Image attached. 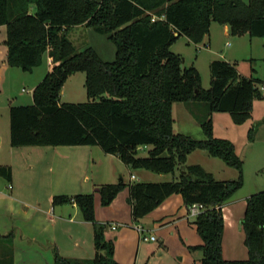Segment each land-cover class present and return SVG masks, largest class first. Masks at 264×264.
<instances>
[{
	"label": "trees",
	"instance_id": "trees-1",
	"mask_svg": "<svg viewBox=\"0 0 264 264\" xmlns=\"http://www.w3.org/2000/svg\"><path fill=\"white\" fill-rule=\"evenodd\" d=\"M214 22L227 26L230 36L264 39V0H0L8 66L31 73L46 56L52 60L32 89V104L9 106V145L97 146L133 171L171 174L172 180L162 183L100 185L102 205L127 187L130 216L139 222L178 194L186 208L202 206L193 222L202 243L191 247L202 251L199 264H264V190L246 201L242 230L248 259L223 258L221 207L243 186V161L230 140L214 137L212 122L216 112L228 113L234 124L246 122L252 101L264 98L261 86L241 76L234 65L215 59L208 65L210 87L204 90L197 68L181 66V56L170 50L182 36L190 44L201 43ZM77 26L107 35L114 59L103 61L92 47L77 50L67 34ZM75 73L85 75L87 101L59 103L62 86ZM179 102L190 108L202 139L174 132L173 104ZM197 104L196 113L192 106ZM144 146L147 153L140 157ZM198 150L223 161L236 179L216 180L200 164L187 165V156ZM0 176L10 181L11 168L0 166ZM71 203L92 223L94 256L82 260L55 252L52 264H118L113 241L103 235L106 226L94 217L93 195L52 197L54 206Z\"/></svg>",
	"mask_w": 264,
	"mask_h": 264
},
{
	"label": "crops",
	"instance_id": "crops-1",
	"mask_svg": "<svg viewBox=\"0 0 264 264\" xmlns=\"http://www.w3.org/2000/svg\"><path fill=\"white\" fill-rule=\"evenodd\" d=\"M222 27L224 35L229 36L228 27ZM81 29H84V33L90 30L84 26L71 28L67 33L71 41L70 33L76 31L80 34ZM210 34L211 31L208 37L201 42L202 45L196 44L198 48L211 52ZM224 46L229 47V43L225 42ZM109 51L108 56L113 58L115 52L112 49ZM104 60L112 59L108 57ZM224 60L231 63L227 59ZM182 65L185 66V60ZM51 66L52 60L46 56L41 66L32 69L29 74H36L34 86L49 72ZM26 74L19 68L8 66L4 46L0 54V80L2 75L6 77L4 85L7 89H0V94L5 93L8 99L13 79H24L25 81ZM84 81L85 75L82 73L69 76L60 93V99L66 94L68 101H59V103L86 102ZM75 98H79L78 100L83 98L85 101H76ZM10 105H13L12 101L5 105L0 104L3 116L0 123V166L11 168L10 181L0 176V264H52L55 252L67 258L91 260L94 256L92 223L83 220L74 203L52 205L54 195L71 197L76 194L89 193L94 199L96 222L106 226L103 235L106 240L113 241V258L118 264H150L152 255L155 253H158L160 259L164 261L161 264H173L171 244L174 246L175 242H178L175 249L176 254L180 256V264H199L202 253L190 251L188 248L200 246L202 240L196 234L194 220L188 215L182 196L178 194L168 196L139 221L138 225L146 234L156 238V241L143 243L136 229L129 226L132 222L129 216L130 205L127 200L128 188L117 193L108 206H103L98 187L121 180L125 184L136 181L150 182L147 179L151 177L148 171L137 170L136 173H132L130 171L133 170L115 156L105 155L102 151H98L100 148L97 146L13 148L9 145L8 108ZM213 125L214 137L232 142V139L216 134L215 124ZM198 137L200 133L196 138ZM247 143L249 142L247 141L244 145L246 146ZM143 148L148 149L147 146ZM235 151L240 156L236 145ZM186 160L187 165L200 164L216 180L236 179V172L232 168L224 162L215 161L204 151H194L187 156ZM245 173V162H243V174ZM126 174L128 175L127 180L125 179ZM243 187L244 183L242 188L237 190L233 197L221 207L224 221L221 251L225 260L247 259L248 250L244 245L245 234L242 230L246 201L252 194L264 190V183L261 185L254 180L247 188ZM112 225L116 228L112 229Z\"/></svg>",
	"mask_w": 264,
	"mask_h": 264
},
{
	"label": "rangeland",
	"instance_id": "rangeland-1",
	"mask_svg": "<svg viewBox=\"0 0 264 264\" xmlns=\"http://www.w3.org/2000/svg\"><path fill=\"white\" fill-rule=\"evenodd\" d=\"M100 1V0H96ZM247 2V0H243ZM34 7L31 6L29 12H33ZM211 52L206 51L204 48H198V45L194 46L193 44L188 43L187 39L182 36L177 39L171 46L170 50L175 54H179L183 60H185V66H193L197 68L200 74V86L207 90L210 85V71H209V63L215 59L224 60L227 59L231 61L230 64L234 65L238 71V73L246 78H251L257 81L258 87L264 84V39L259 37H249L247 35L244 36H225L222 25L214 22L211 24ZM75 32V33H74ZM71 39L74 43L77 50L81 51L86 49V47H92L96 52L99 53L101 58L114 59L112 56H108L110 54L109 50L114 51L113 43L108 39L107 35H99L94 33L91 29L87 32L84 29H81V33L77 34L76 31H72ZM6 39L5 35V27L1 26L0 28V54H2L4 50V41ZM228 42V46H224V43ZM202 45V43H199ZM213 51V52H212ZM115 52V51H114ZM213 58V59H212ZM110 60V61H112ZM36 70V69H35ZM26 73V72H25ZM27 78L17 80L13 79V83L10 87V96L9 101H12L14 105H31V96L32 89L35 83L36 74L31 75L29 73L26 74ZM6 77L2 75L0 80V89H7L5 84ZM39 81V80H37ZM21 90H24L21 92ZM85 91V89H84ZM6 94H0V104H7L9 101L6 99ZM76 101L79 98H75ZM4 101V102H3ZM67 95H63L60 99V102H67ZM85 101V100H83ZM253 109L251 112V116L246 120L243 124H234L231 121L230 115L226 112H216L212 114V122L215 124V131L218 135H224L228 139H232V143L237 151L240 153V158L243 162H245V170L246 173L243 174L244 177V187L247 188L251 181H257L259 184L264 183V98H255L253 101ZM192 110L196 113L200 111V105L192 106ZM6 110H4L5 112ZM1 110H0V123L2 119ZM173 119H174V132L177 134L183 133L192 136L194 139H201L203 136L199 123H196L195 120L191 116L190 108L182 103H174L173 104ZM214 126V125H213ZM223 128V129H222ZM225 129V130H224ZM222 131V132H221ZM200 133V137L196 138ZM248 136H251V140L249 141ZM7 138V136H6ZM234 141V142H233ZM247 145L244 144L246 142ZM244 145V146H243ZM242 146V147H241ZM101 151V150H98ZM147 153L145 148L140 149L138 156L143 157ZM223 162L220 159H215V161ZM209 166V165H208ZM211 168V167H210ZM214 168V167H212ZM132 173H136L135 171H130ZM218 173V172H217ZM151 177H148V181L154 183H162L165 181L172 180L171 174H162L157 175L148 171ZM254 174V175H253ZM177 175V173H176ZM128 175L126 174V180ZM137 182V181H136ZM242 188V187H241ZM240 188V189H241ZM130 216V213H129ZM192 220L195 217H191ZM130 220L132 222L131 227L136 229V226L139 222H134L132 220V216H130ZM125 226V225H123ZM197 234V233H196ZM199 236V235H197ZM200 238V237H199ZM245 240V238H244ZM153 242V241H149ZM180 242V239H179ZM144 243V242H143ZM151 244V243H147ZM245 245V244H244ZM171 258L173 264H180V256L176 254L175 247L178 246V242L171 244ZM190 251H200L193 250L191 247L188 248ZM202 253V251H200ZM193 254V253H192ZM248 259V256H247ZM164 262L158 256V253L152 255L150 260V264H161ZM164 264V263H163Z\"/></svg>",
	"mask_w": 264,
	"mask_h": 264
},
{
	"label": "built area",
	"instance_id": "built-area-1",
	"mask_svg": "<svg viewBox=\"0 0 264 264\" xmlns=\"http://www.w3.org/2000/svg\"><path fill=\"white\" fill-rule=\"evenodd\" d=\"M226 45H228V44H226ZM261 91L264 93V84L261 86ZM131 178H133V177L131 176ZM201 208H202L201 205H191L190 207L187 208L188 215H190L191 217H196L200 213ZM111 228L115 229L116 226L112 225ZM136 231H137V234H139L140 240L142 242L146 243L149 241H156L155 236L146 234V232L143 230V228L141 226L137 225Z\"/></svg>",
	"mask_w": 264,
	"mask_h": 264
},
{
	"label": "water",
	"instance_id": "water-1",
	"mask_svg": "<svg viewBox=\"0 0 264 264\" xmlns=\"http://www.w3.org/2000/svg\"><path fill=\"white\" fill-rule=\"evenodd\" d=\"M182 63H183V59H182ZM182 63H181V66H182Z\"/></svg>",
	"mask_w": 264,
	"mask_h": 264
}]
</instances>
